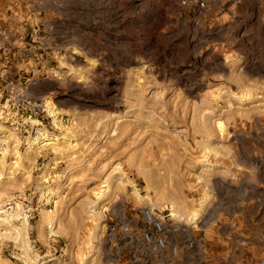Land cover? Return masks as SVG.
Listing matches in <instances>:
<instances>
[{
    "label": "rangeland",
    "instance_id": "374dc122",
    "mask_svg": "<svg viewBox=\"0 0 264 264\" xmlns=\"http://www.w3.org/2000/svg\"><path fill=\"white\" fill-rule=\"evenodd\" d=\"M45 19L28 64L0 54V264H136L100 213L137 233L144 207L182 264H257L264 0H68Z\"/></svg>",
    "mask_w": 264,
    "mask_h": 264
},
{
    "label": "built area",
    "instance_id": "2783aa9c",
    "mask_svg": "<svg viewBox=\"0 0 264 264\" xmlns=\"http://www.w3.org/2000/svg\"><path fill=\"white\" fill-rule=\"evenodd\" d=\"M66 1L68 0H25L20 14L14 15L12 19L6 17L5 20H2L0 18V54L11 57L19 56L24 64H28L34 51L44 49L45 38L39 35L50 28L48 26L49 22L45 19L46 14L54 13L56 7ZM10 16L11 12H9ZM13 18L16 20L13 21ZM11 22L18 24L23 22L20 27L25 32L24 36L16 37L13 35L14 31L17 32L20 27L17 25L16 30L13 31L11 29L12 26L8 24ZM8 84L12 88H17V85H12L11 82ZM18 97L22 107H29L30 99L22 90ZM100 218L102 222L108 223L105 229V236L109 241L114 243L117 241L121 244V247L133 249L134 255L132 254L131 257L134 263L182 264L178 245L172 242V237L176 230L169 224L168 219L162 215L161 211L146 207L141 208L140 229L137 233H129L128 227H122L120 222L112 220L108 209L101 211ZM121 238L128 239V241L123 242ZM131 242L134 245H129ZM115 255L118 258L120 257L118 251H115ZM256 263L264 264V249L260 252Z\"/></svg>",
    "mask_w": 264,
    "mask_h": 264
},
{
    "label": "crops",
    "instance_id": "0c3cea01",
    "mask_svg": "<svg viewBox=\"0 0 264 264\" xmlns=\"http://www.w3.org/2000/svg\"><path fill=\"white\" fill-rule=\"evenodd\" d=\"M249 241H251V240H249ZM247 243H249V242L247 241ZM243 253L244 252H241L240 250H238V251L235 250L234 253L232 254V255H234L238 259L237 264H244V263H242L243 261L241 260V257H243Z\"/></svg>",
    "mask_w": 264,
    "mask_h": 264
},
{
    "label": "bare ground",
    "instance_id": "6f19581e",
    "mask_svg": "<svg viewBox=\"0 0 264 264\" xmlns=\"http://www.w3.org/2000/svg\"><path fill=\"white\" fill-rule=\"evenodd\" d=\"M45 137V136H44ZM59 141H63V140H67V138L66 137H61L60 139H58ZM68 141V140H67Z\"/></svg>",
    "mask_w": 264,
    "mask_h": 264
}]
</instances>
